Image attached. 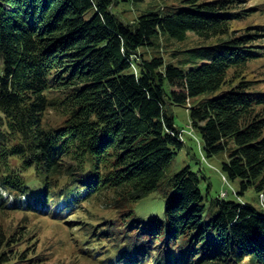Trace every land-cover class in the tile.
<instances>
[{
  "label": "trees",
  "instance_id": "16d2710c",
  "mask_svg": "<svg viewBox=\"0 0 264 264\" xmlns=\"http://www.w3.org/2000/svg\"><path fill=\"white\" fill-rule=\"evenodd\" d=\"M244 1L180 0L128 23L120 0H0V217L95 200L114 214L90 234L107 244L101 264H264V91L246 75L264 29L234 33L252 10ZM173 106L188 109L235 195L253 189L259 206L208 199L201 170L185 165L163 218H129L127 204L157 190L180 151L200 162ZM16 243L0 225L1 263H40Z\"/></svg>",
  "mask_w": 264,
  "mask_h": 264
},
{
  "label": "rangeland",
  "instance_id": "374dc122",
  "mask_svg": "<svg viewBox=\"0 0 264 264\" xmlns=\"http://www.w3.org/2000/svg\"><path fill=\"white\" fill-rule=\"evenodd\" d=\"M180 0H141L133 2L120 0L115 10L120 17L130 23L135 21L137 16L145 10L166 9L176 5ZM239 8H252L243 18L234 21L232 28L237 35L249 31H259L264 28V0H245ZM93 11L87 13V17L92 15ZM261 25V27H258ZM264 33V31H260ZM258 43L262 44L261 50L264 51V36L258 37ZM197 39L190 34V39L185 45H194ZM179 47L180 45H176ZM246 75L250 79L256 80V88L264 91V55L249 65ZM174 121L177 127L183 129L184 141L188 146L190 153L196 155V159L187 154L183 149L174 157L166 170V176L160 187L141 198L138 201L130 202L126 210L132 214L129 218H138L143 222L150 221L154 216L164 217V203L167 195L171 192L169 179L183 168L190 165L194 170H201V175L205 176L200 181V188L203 194L207 185H210L209 198H216L222 193H226V199H237L246 201L254 206H259L258 200L253 189H249L242 196L235 195L237 181L227 183L222 178L220 171V159L215 157L207 160L203 157L200 149V138L197 131L190 133V120L188 109L184 106H173ZM62 117L54 111L49 112L51 121H59ZM189 131V132H188ZM209 200L205 203L208 204ZM261 204V201H260ZM262 206V204H261ZM263 207V206H262ZM114 217L111 210L106 209L95 200L81 203L72 211L63 212L61 215H46L28 211H17L4 214L0 217V225L8 234L14 235L16 244L11 246L13 252H23L24 255H35L39 259V264H101L100 256L103 254L105 241L96 240L92 243L95 235L91 236L94 226H100L105 219ZM113 219V218H112ZM66 220L65 222H63ZM91 237H89V235ZM88 235V236H87ZM102 243L104 246L96 247V252L92 250V244ZM0 264H6L1 263Z\"/></svg>",
  "mask_w": 264,
  "mask_h": 264
},
{
  "label": "bare ground",
  "instance_id": "6f19581e",
  "mask_svg": "<svg viewBox=\"0 0 264 264\" xmlns=\"http://www.w3.org/2000/svg\"><path fill=\"white\" fill-rule=\"evenodd\" d=\"M261 204H262V206H263V208H264V202H263L262 198H261Z\"/></svg>",
  "mask_w": 264,
  "mask_h": 264
},
{
  "label": "built area",
  "instance_id": "2783aa9c",
  "mask_svg": "<svg viewBox=\"0 0 264 264\" xmlns=\"http://www.w3.org/2000/svg\"><path fill=\"white\" fill-rule=\"evenodd\" d=\"M224 181H226L225 179H224ZM226 195V193H222V195L221 196H225Z\"/></svg>",
  "mask_w": 264,
  "mask_h": 264
}]
</instances>
